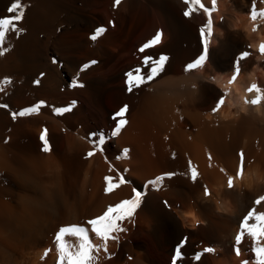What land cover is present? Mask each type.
<instances>
[{"label": "bare ground", "instance_id": "bare-ground-1", "mask_svg": "<svg viewBox=\"0 0 264 264\" xmlns=\"http://www.w3.org/2000/svg\"><path fill=\"white\" fill-rule=\"evenodd\" d=\"M177 1L186 4L23 0L30 5L24 31L9 33L0 55V82L12 81L0 92V264H57L60 227H90L88 220L131 198L133 189L143 193L141 206L96 264H173L184 238L176 264H253L252 237L245 233L240 256L235 237L251 208L264 212V202L255 204L264 196V100L246 102L258 94L248 91L253 84L264 90V20L251 19L253 0H216L209 57L188 70L203 53L195 22L203 27L208 15L197 9L186 17ZM11 3L0 0V18L11 15ZM255 3L264 8L262 0ZM98 27L106 32L93 41ZM161 30L162 42L140 52ZM161 53L169 59L159 76L129 92L126 73L147 71L144 57ZM41 101L38 112L12 118ZM125 105L128 123L114 136L115 113ZM65 107L71 111H57ZM45 128L49 152L42 151ZM101 135L103 151L93 143ZM189 162L199 173L195 181ZM165 173L175 175L148 183ZM121 175L128 183L106 193L104 178Z\"/></svg>", "mask_w": 264, "mask_h": 264}, {"label": "snow or ice", "instance_id": "snow-or-ice-1", "mask_svg": "<svg viewBox=\"0 0 264 264\" xmlns=\"http://www.w3.org/2000/svg\"><path fill=\"white\" fill-rule=\"evenodd\" d=\"M186 4L189 5L187 10L184 12L186 17H190L193 12L197 11V9H202L208 15L207 24L201 27L200 33L203 38V53L193 62L187 65L188 70L202 67L206 60L209 57V42L210 37L212 35V13L216 10V0H211V6H206L202 0H184ZM264 2V0H262ZM122 3V0H114V6L118 7ZM30 7V5L23 2V0H12V3L7 9V12L11 15L4 16L0 18V48H3L0 51V55L4 54V51L8 49L4 47L6 38L9 33L20 34L24 31L22 27H20L21 22L26 16V10ZM251 19L255 22L257 20H264V8L257 10L255 0L252 2V7L250 10ZM259 27V25H257ZM256 28L254 27L253 31ZM106 32V28L98 27L94 34L90 37L91 40L96 41L98 37L102 36ZM163 32L158 31L157 34L145 44H143L139 51L145 52L147 49H152L155 46L159 45L162 42ZM259 51L264 54V43H262L259 47ZM249 52L245 51L241 54V59L248 57ZM168 56L161 53L157 56H153L151 54L146 55L143 60V65L147 67V71L145 69L137 67L132 71L126 73V83L127 90L129 92L133 91L134 88L140 87L145 84L147 81L154 80L159 74L163 71L165 63L168 61ZM91 64H95V61L90 62ZM239 62H237L238 64ZM90 64L83 65L84 69H88ZM237 72H239V67L237 66ZM235 79V77L233 78ZM12 83L10 78H4L2 82H0V92L5 90V86L10 85ZM38 83V81H37ZM76 86V85H73ZM83 86V85H79ZM249 92L256 91L258 94L255 99L246 101L247 103L257 105L260 104L262 100H264V90H262L256 84H253L249 89ZM44 104L43 101L38 102L36 105L26 108L19 112L11 113L12 118L16 119L17 116L23 117L27 115H31L39 111L40 107ZM75 102H73V105ZM224 104V100L221 99L218 102L217 108L214 111L219 109L220 105ZM3 107H7L4 105ZM58 112H67L71 111V107H65L62 109H57ZM128 111V106L125 105L118 112L115 113V117L117 118V123L115 130L112 135H119L120 131L124 126L128 123L126 119H124L125 113ZM41 141L43 142L42 151L49 152L51 151V146L49 144L48 139V130L45 128L40 136ZM105 138L103 135L98 140L93 141L94 144L101 146L99 148L100 151H103V145L105 144ZM125 154L127 150H124ZM94 155V152H89L88 156L91 157ZM211 159V157H209ZM244 153L241 151L240 153V167L237 175L242 178L244 173ZM189 168L191 172L192 180H196L199 175L195 166L191 165L189 162ZM175 173H165L161 176H157L154 180L148 181L149 184H158L163 182L166 176H173ZM106 193H111L115 189L119 188L121 185L127 184L128 181L124 178L123 175L119 177L117 180L112 176H106ZM234 178L230 177L228 180L229 187L233 186ZM205 193L208 194L207 189ZM143 193L136 189H133V195L129 199H123L119 203L114 205H108L106 210L102 215L96 216L93 219L88 220L86 223L90 227H86L82 224H69L66 226H62L56 232L54 237V243L56 245V250L58 252V260L57 264H96V261L99 257V253L103 250L105 253L108 252V241L109 240H118V236L115 235L119 232H126L127 229L121 226V223L125 220L131 221L135 216L137 210L140 208L142 203ZM261 202H264V196H260L256 199L255 204L259 205ZM167 203V202H165ZM255 220V223H250V221ZM90 233L94 234L95 238H99L103 241L102 244L98 245L93 243V238L90 236ZM247 233L252 237V248L251 251L255 254V260L253 264H264V243H261L264 240V212H258L255 207L251 208L247 215H245L240 224V231L235 237L236 247L235 254L237 256L241 255V249L239 247L242 239ZM66 238H75L76 243H71L69 239ZM187 243V238H184L179 245H177L175 250V257L173 260V264H176L177 260L182 259V248ZM51 249H47L44 252V256H48ZM214 249L205 248L204 252H212ZM201 256L198 254L195 259L200 260ZM242 264H249V261L245 260Z\"/></svg>", "mask_w": 264, "mask_h": 264}, {"label": "rangeland", "instance_id": "rangeland-1", "mask_svg": "<svg viewBox=\"0 0 264 264\" xmlns=\"http://www.w3.org/2000/svg\"><path fill=\"white\" fill-rule=\"evenodd\" d=\"M178 3H177V6H178V9L181 11V12H183V14H184V12L186 11V7L188 6V5H186V4H184L183 2H180V1H177ZM178 4H181V5H178ZM179 6H181V7H179ZM195 27L200 31V29H201V27H202V24H200V22H195Z\"/></svg>", "mask_w": 264, "mask_h": 264}]
</instances>
